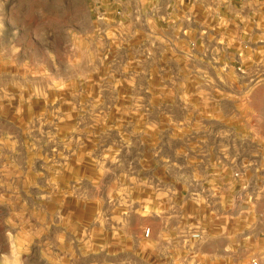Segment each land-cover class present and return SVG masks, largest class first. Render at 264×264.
I'll use <instances>...</instances> for the list:
<instances>
[{"label": "rangeland", "instance_id": "rangeland-1", "mask_svg": "<svg viewBox=\"0 0 264 264\" xmlns=\"http://www.w3.org/2000/svg\"><path fill=\"white\" fill-rule=\"evenodd\" d=\"M157 9L0 0V264H209L188 252L206 211L261 228L264 18L179 31ZM212 174L230 197L204 201ZM249 250L238 264H263Z\"/></svg>", "mask_w": 264, "mask_h": 264}, {"label": "crops", "instance_id": "crops-1", "mask_svg": "<svg viewBox=\"0 0 264 264\" xmlns=\"http://www.w3.org/2000/svg\"><path fill=\"white\" fill-rule=\"evenodd\" d=\"M144 1L147 2V0H138V2L141 4ZM207 1L208 0H197V5L196 3L191 5L188 2L181 0H156L157 7L159 8L157 10L163 16V19H169V27H172L174 29L176 28L179 31L183 30L187 26L192 27V24L190 22L191 20L193 21V25L195 27L196 24L198 25V31H200L201 28L199 23L195 22L198 17L200 19H203L201 21V25L204 26L205 32H207L208 24L205 20L206 18H214L213 20L209 21V23H214V28H217V30L218 26L222 27L225 21L230 22L234 30H237L238 28L250 29V27L252 26L251 23L253 22L252 20L259 17L264 18V0H244L243 2H238L236 0H226L223 1V5L214 10V12L217 14L216 16H211L210 13H208ZM262 49L261 61L262 65H264V45L262 46ZM251 53L254 57V61L248 63L249 61L247 60L248 65H253L255 67L259 66L261 61L259 60L258 62L257 60L256 50L250 49L247 55H250ZM232 54L234 55L235 53ZM231 65L233 68H237L238 66L239 69L242 66L237 63L236 60H233L231 62ZM222 66L223 64L221 63V67ZM221 75L223 76V74ZM252 76H256L255 78L259 79V81L264 82V66L261 73H258L256 75L252 74ZM215 78L217 81V76H215ZM256 90H258L259 92L264 91V85L261 90L260 87ZM231 158V161L237 160L236 156ZM210 178L212 180L207 181L206 185L203 186L201 190L202 193L207 195L204 196V201L207 202V199L209 200V196H212L213 199L220 201V197H218L217 195L228 194L230 197V195L234 192L235 185H232L231 177L226 175H223L222 177L212 174L210 175ZM255 205L257 206L259 204L256 203L252 205V208H247V212L249 210L250 212H252V214L254 213L252 215V218H250L252 219V221H247V225L254 227L256 226V222L259 220V222L261 223V225L259 224V227L261 226V228H258L257 230L254 229L252 233L246 234L244 238L245 240L239 238V233L236 229L240 221L238 220V218L230 216L227 207H223L222 205V207L220 208L221 214L220 212L218 213V211H216L214 208L209 209L208 212L206 211V220H204V224L202 225V227L204 228L203 230L205 231V237L203 238V241L205 242L204 247L206 248L198 251L192 250L191 252H188L190 254H193L194 257L204 258L205 260L209 259V264H238V257L240 256V253L243 249H245L246 252V247L248 246L250 250L247 255L250 254V258L260 259L264 264V200L261 208L255 207ZM255 214L258 215L257 218H255ZM166 216L168 222L167 226H169L171 222H173L175 216L170 214L169 212L166 214ZM194 216L195 215H192V218ZM174 239V236L171 237L168 235L166 237V240L170 242ZM211 243H214V245H212ZM245 243L247 245L244 248L242 246Z\"/></svg>", "mask_w": 264, "mask_h": 264}, {"label": "built area", "instance_id": "built-area-1", "mask_svg": "<svg viewBox=\"0 0 264 264\" xmlns=\"http://www.w3.org/2000/svg\"><path fill=\"white\" fill-rule=\"evenodd\" d=\"M181 1H186V2H188L189 4H191V5H193L194 3H196V1L197 0H181ZM213 2H216V6H215V8H218V7H220L221 5H223L224 3H223V1H226V0H212ZM236 1H238V2H243L244 0H236ZM249 1V0H248ZM254 24V21L251 23V25H253ZM262 44H264V38H263V41H262ZM240 71V70H239ZM149 230H146L145 231V236L146 237H148L149 236ZM192 239H195V240H198L199 238H200V235L199 234H197V233H193L192 234ZM250 264H260L259 262H257L256 260H252L251 262H250Z\"/></svg>", "mask_w": 264, "mask_h": 264}]
</instances>
